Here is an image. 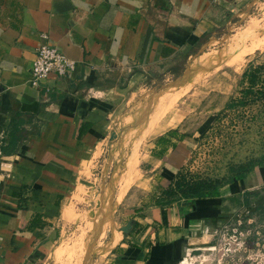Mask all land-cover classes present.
<instances>
[{"label":"crops","instance_id":"crops-1","mask_svg":"<svg viewBox=\"0 0 264 264\" xmlns=\"http://www.w3.org/2000/svg\"><path fill=\"white\" fill-rule=\"evenodd\" d=\"M244 1L0 0L2 264H42L49 254L56 259L65 239L62 227L72 221L73 204L84 194L79 185L89 172L90 153L100 154L97 143L115 111L161 79L168 65L183 63L211 44L226 24L218 17L236 15ZM45 35L75 62V70L71 77L52 74L33 87L29 68ZM36 104L37 112L23 109ZM13 131L17 141L8 146ZM157 140L150 163L168 174L157 170L154 175L173 181L184 164L182 140L170 138L165 150ZM243 194L239 181L192 207L137 205L128 218L133 226L99 261L181 264L202 248L212 227L246 202Z\"/></svg>","mask_w":264,"mask_h":264},{"label":"rangeland","instance_id":"rangeland-1","mask_svg":"<svg viewBox=\"0 0 264 264\" xmlns=\"http://www.w3.org/2000/svg\"><path fill=\"white\" fill-rule=\"evenodd\" d=\"M232 12L218 17L226 24L211 44L183 63L168 65L161 79L129 96L125 107L115 111L109 131L97 143L100 154L95 158L90 153L89 172L80 179L84 194L73 204L72 221L62 227V250L42 264H101L106 253L99 248L109 234L127 223L137 205L154 201L172 182L166 179L169 175H154L157 170L168 172L152 168L149 157L155 140L168 128L185 134L179 144L184 164L177 171L221 188L240 181L246 202L229 216L244 215L242 208L255 212L251 221L243 217L235 239H219L218 231L205 235L202 248L187 256L190 264H255L256 250L264 251V233L253 247L242 238L264 228V104L224 106L248 85L242 72L264 66V0L244 1L236 15ZM261 75L264 83V69ZM259 86L257 80L253 89L258 92ZM239 165L245 171H239ZM111 187L113 194L105 202ZM169 197L172 204L183 203L179 195Z\"/></svg>","mask_w":264,"mask_h":264},{"label":"trees","instance_id":"trees-1","mask_svg":"<svg viewBox=\"0 0 264 264\" xmlns=\"http://www.w3.org/2000/svg\"><path fill=\"white\" fill-rule=\"evenodd\" d=\"M263 69V65H256L248 72L243 71L242 76L240 77H245L248 85L246 87H240L238 96L230 97L225 103L226 105L224 107H238L246 104H254L256 102L264 104V85L262 86L264 83L263 80L260 79ZM257 80H259L261 85L259 86L258 92L253 89ZM29 108L33 109L35 112L39 110L38 104H36L34 107H23V109ZM219 118L220 116L217 115L215 121H218ZM83 128L85 127H82L81 129L83 130ZM165 135L170 138H174L176 141L182 140L185 136L184 133H180L177 129H167L164 136L158 137L157 140L158 143L163 145L164 150L167 148V145L169 144L168 142L170 140V138H165ZM16 141L17 135L13 131L9 134V142L7 145L13 146L16 144ZM176 144L177 143H174V146H176ZM5 151L7 152L8 150L5 148ZM239 169L241 171H245L244 166L239 165L238 170ZM241 176L242 175L239 174L236 178L240 180ZM219 189H221L220 186L210 185L209 182L203 179H187L186 175L180 170L176 172L170 185L158 193L156 199L154 200V204L160 208H163L166 205L170 206L172 201L170 200L169 196L179 195L183 199L184 206L186 205L188 207H192L196 204L197 200H201L202 198L218 197L220 191Z\"/></svg>","mask_w":264,"mask_h":264},{"label":"built area","instance_id":"built-area-1","mask_svg":"<svg viewBox=\"0 0 264 264\" xmlns=\"http://www.w3.org/2000/svg\"><path fill=\"white\" fill-rule=\"evenodd\" d=\"M44 37L45 42L37 47L35 57L29 68V70L31 71L29 83L33 87H40L42 83L52 74H56L59 78L71 77L75 70V62L67 57L62 51H60L58 49V46L52 43L50 39H48L49 37L47 35H45ZM242 210L244 215H235L236 218L229 216L230 218L227 219L224 223L217 224L216 226L212 227L211 230L207 232V235L213 236V234H215L214 232L218 231L220 235L219 239L226 241H230L232 237L235 239L236 232L237 234L241 233V231H237V229L242 224L243 217L247 218V220H250L249 216H254L255 214V212L251 213L250 209L242 208ZM261 225L264 226V224ZM262 233H264V228L255 231V235L247 233L246 235H244V239L242 238V241L245 245H250L253 247L257 245V243L255 242H257L258 237H260ZM227 243L229 244V242ZM251 250L252 249L249 248V251ZM254 254L255 255L253 256V263L264 264V251L259 252L257 249ZM249 258L250 257H248L246 260H248ZM2 263L3 255L0 247V264Z\"/></svg>","mask_w":264,"mask_h":264},{"label":"bare ground","instance_id":"bare-ground-1","mask_svg":"<svg viewBox=\"0 0 264 264\" xmlns=\"http://www.w3.org/2000/svg\"><path fill=\"white\" fill-rule=\"evenodd\" d=\"M186 73H187V70H186ZM115 180H116V176H115ZM116 186V185H115ZM113 191H114V188L111 187L108 191H107V194L105 195V202L106 200L113 194ZM104 202V201H103ZM105 205V204H104ZM109 221V225H111V221ZM114 225V224H113ZM119 231L117 233H113L110 237V239L107 241V243L102 246L101 248H99V250H101L100 252L105 254V253H108L110 248L117 244L119 242V240L121 239L122 237V231L120 229H118ZM190 258L189 257H186L185 259H183L182 263L181 264H190ZM192 260V259H191ZM188 261V262H187Z\"/></svg>","mask_w":264,"mask_h":264},{"label":"water","instance_id":"water-1","mask_svg":"<svg viewBox=\"0 0 264 264\" xmlns=\"http://www.w3.org/2000/svg\"><path fill=\"white\" fill-rule=\"evenodd\" d=\"M113 136H114V134H113ZM131 226H133V221L132 220H129L127 222V224H125L124 226L120 227V230L123 233H128V231L130 230Z\"/></svg>","mask_w":264,"mask_h":264}]
</instances>
